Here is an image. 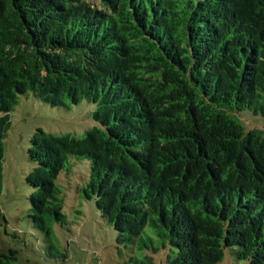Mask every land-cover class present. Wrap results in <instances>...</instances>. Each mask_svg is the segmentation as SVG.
<instances>
[{
    "label": "trees",
    "instance_id": "16d2710c",
    "mask_svg": "<svg viewBox=\"0 0 264 264\" xmlns=\"http://www.w3.org/2000/svg\"><path fill=\"white\" fill-rule=\"evenodd\" d=\"M98 1L0 0V193L18 97L86 100L100 127L30 139L34 229L66 225L61 184L86 164L77 198L145 253L128 264H264V130L242 118L264 116V0Z\"/></svg>",
    "mask_w": 264,
    "mask_h": 264
},
{
    "label": "rangeland",
    "instance_id": "374dc122",
    "mask_svg": "<svg viewBox=\"0 0 264 264\" xmlns=\"http://www.w3.org/2000/svg\"><path fill=\"white\" fill-rule=\"evenodd\" d=\"M86 1L99 5L98 0ZM95 111V106L86 100L63 108L51 107L32 93L18 97L9 114L10 127L4 139L0 193V251H16L12 264H128L129 256L139 259L145 256L135 244L118 242L119 234L103 222L93 202L77 198L75 189L88 176L86 164L74 166L61 184L66 188L63 208L66 225L53 224L46 235L26 219L30 190L25 177L34 166L27 158V149L33 133L42 129L54 135L82 138L89 129L100 127L93 119ZM242 118L246 129L264 130V116L247 112ZM154 259H163L162 253ZM218 264L249 263L239 260L232 249L226 248Z\"/></svg>",
    "mask_w": 264,
    "mask_h": 264
}]
</instances>
